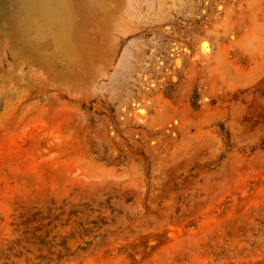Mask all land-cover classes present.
Wrapping results in <instances>:
<instances>
[{
	"label": "rangeland",
	"instance_id": "rangeland-1",
	"mask_svg": "<svg viewBox=\"0 0 264 264\" xmlns=\"http://www.w3.org/2000/svg\"><path fill=\"white\" fill-rule=\"evenodd\" d=\"M131 1L63 75L0 5V264H264V0Z\"/></svg>",
	"mask_w": 264,
	"mask_h": 264
},
{
	"label": "bare ground",
	"instance_id": "bare-ground-1",
	"mask_svg": "<svg viewBox=\"0 0 264 264\" xmlns=\"http://www.w3.org/2000/svg\"><path fill=\"white\" fill-rule=\"evenodd\" d=\"M3 2L6 5H2L1 8L2 10H4L3 8L6 7L5 9L8 15L4 14L5 17H3L2 19L3 25L1 28L7 29L9 31L13 29L17 40L16 41L15 38L12 39L16 42L12 43L11 45V53H26L34 61L32 62L35 65L39 66L42 70H46L54 75H58L60 70L62 73L63 70L67 68H69L70 70L74 67V65L77 67V65L82 64L87 65V67H89L90 70L92 69L94 73L95 68L98 67V62L101 61L98 60L99 57H96L97 54H94L92 49L93 45L91 46V44L88 43L91 47L89 48V46L86 44L87 41L89 42V40H91L92 38V34L88 36L89 32L87 33V31L89 27L87 26H90L91 21L95 18L97 19L98 23L99 20L107 21L109 18L112 17V15L116 11L118 12L116 16H118L119 12H122L121 9L125 11L123 8L124 3L129 2L130 6L132 1L127 0L126 2V0H0V5ZM126 5V7H129L128 4ZM133 8L134 7H132V9ZM114 21L116 22V20ZM111 25L114 26V24L112 23ZM113 26L111 27L113 28ZM99 28L100 26H98V29ZM110 28L109 30H111ZM94 32L97 37L98 32ZM111 32L109 31L108 33H110L112 37ZM87 36L88 40L85 42ZM97 42H99V40ZM77 54H80L83 58L81 57V59L77 60ZM101 57L99 59H101ZM92 71H90V79L91 75L93 74ZM63 74L64 73H62V75ZM54 80L56 81V77L55 79L53 78V81ZM55 83H57V81Z\"/></svg>",
	"mask_w": 264,
	"mask_h": 264
}]
</instances>
